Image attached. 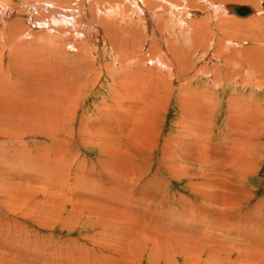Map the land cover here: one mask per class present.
I'll return each instance as SVG.
<instances>
[{"label":"bare ground","instance_id":"obj_1","mask_svg":"<svg viewBox=\"0 0 264 264\" xmlns=\"http://www.w3.org/2000/svg\"><path fill=\"white\" fill-rule=\"evenodd\" d=\"M49 1H52L53 3L40 4L38 2L41 8H47L50 6L53 8H49L51 9L50 11L33 20L29 16V10H32V6L29 3L24 4L23 6L19 5L16 8L14 5H11L10 0H0V26H2V28H0V36L8 35V41H10V46L7 47L8 61L5 62L2 59L0 60V69L2 70L0 73V122L8 123L4 124L7 125V128L13 121L12 124L15 122L20 125L31 124V126L37 125L50 129L51 131L59 130L62 132L60 128L62 126L65 128L62 123L63 117L67 115L68 118L72 120L73 124L77 111L81 103L84 101V97L88 95H86L85 91L84 93L81 92L80 85L77 87L78 80H76V78H74L76 80V86L74 84L75 82L73 83L70 81L71 78L69 80V77L71 76L68 74L72 69L68 74L64 72L65 70H62L63 66V68L68 71V66L64 67L66 62L63 64L62 61L64 57L60 60L62 62H60V64L63 65H61V67L55 66L52 63L54 62L53 60L56 55L50 54L52 57L54 55L52 61H50L52 57L49 60L48 58L46 59L45 56L47 55H45L44 52L45 47H50L51 49V47L57 46L58 48L60 47V43L58 42H62L64 45V42H68L72 38V44L68 42L66 48L71 45L73 48L79 46V51L77 53L76 51H71L76 53V55H79V61L85 64V67L82 65V68L88 69V73L97 80L96 82L101 80L102 73L107 75L106 70L112 73L111 86L108 92V98L111 100V104L106 103L104 106L101 105L99 108L96 107L97 113L96 118L94 119L95 123H90L89 126L81 124L77 129L79 131H76L78 139L84 143V145H87V143L90 142L99 146L101 148L100 152H102V156H106L107 159L97 160L96 163L99 164L101 168L100 171L97 170V173L99 174H94L96 177L89 176L83 182L87 184L85 190H87L88 193L84 190L85 193L92 195L89 196V199L91 198L92 202H89L87 198V200L84 198L82 201L79 198H76V200L72 199L71 218L74 225L79 224L89 229L97 226V229H99L95 235L98 239L97 242L111 245L113 248L111 250L107 249L99 251L101 253L94 250L92 252L88 249L83 251L78 250L76 253H70L66 255V257L64 256L63 264H155V256L159 255L162 261L164 258L172 257L170 256L171 251H181L183 254L185 253L184 255H186L188 260L190 259L189 255H194L191 257L194 260H190L191 262L189 264H264V229L259 231V233L258 230L256 232V227L258 229L256 220L259 219L254 220L250 217L252 214H258L255 211L258 209L257 206L254 205L253 209L255 210L251 211V214L245 220H242L241 218V221H239V219L235 220V218H238L235 217V215H233L235 218L229 217L230 215H228V217L223 215L233 207L236 209L243 204V201L234 202V178H237L238 180L241 178V181L248 172H251L249 171V168L252 166V163L250 166L249 162H247L249 164L245 161H243L244 163H241L242 161L240 162V160H243L241 159V157H243V150L241 152L239 146L245 145L248 152H250V150L254 151L253 148L257 144L256 139L261 137L264 131V109L262 108V105L257 103L246 102L245 104L243 102L242 104L238 103L235 105L234 98L231 99L227 105L226 116L224 119V122L227 124L228 132L225 135L222 145L218 144V146H214L215 143L213 142V139L215 134L213 135L212 133L214 132V128L212 130L211 128L214 126L216 113L218 111L214 104L217 100L214 98H217V95L215 94L216 96H214V94H212L213 90L210 89L209 93H205L203 90L201 92L197 90H189L187 83L196 76H188L189 74L186 75L187 72L185 73L183 72L184 70L181 69L182 66L180 64H183L184 54L187 52L185 49L186 47L175 46L172 41H175L176 39H168L174 30V33L177 35L176 38H189L188 47L190 46V50L197 51V49H199L198 51H200V48H203L202 51H206V49L210 47H206V44L210 43L214 38H212V32L221 25L224 26V24H226L225 27H227V25H230L231 27V30L227 28L230 30V32L226 31L227 35L223 33L227 39L229 38V40H227L229 43L234 40V36L232 37L229 35H234V26L238 25L236 27L238 29L244 28L243 31L245 28H249L250 31L257 29L256 32H260V23L264 21V16L262 18L260 17L261 15H258L262 13L259 8L261 0H230L232 2L244 3V5L249 4L250 6H254L253 8L255 10L251 8L252 14L250 15L252 17L248 15L245 18H250L247 20L244 19L245 21L240 22L229 17V14L231 13L228 11L227 5H224V3L229 0H120V4L118 0H111L112 2L114 1L113 4L112 2H108V0H97L96 2L92 1L90 3V6L92 5L94 10L91 8L89 11L93 10L92 14L90 12L91 18L93 19V22L102 26V30L96 24H91V28L93 27L94 30L92 31L90 29L91 33L89 35L86 31H82L86 34L84 36H81L79 32L73 30L72 32L68 30L61 31L60 35L58 34V31V33L56 31L54 32L55 29L44 31L38 30L37 32L35 31L36 33L34 32L35 34H32L31 32L33 35L31 41H19L20 38L27 35L29 36L31 28L36 29L40 27L41 29L40 25H42V29H46L47 27L45 26L47 24L63 19L65 20L67 18L66 16L62 17L59 16V14H53V10L57 6L68 9L72 7V4L74 5V2L77 3L78 0ZM31 2L35 3V0ZM2 3L7 5H3ZM108 4H110L111 7H108ZM127 5L131 7V10L129 9V11H127L128 8H130ZM199 5H202L203 9H200ZM76 8H74L76 11L81 9L77 10ZM192 9H199L202 11V16L191 17L193 16L192 14L198 15L199 13L197 10L193 12ZM84 15V13L81 14L82 21L80 20L83 23ZM225 15L228 16L230 22H226L227 19L225 22H222L220 17ZM183 16L194 19L205 18V20L192 19V21L188 23L190 25L188 28L190 29H187L189 31H186L181 22ZM9 18H12L10 24L8 23ZM66 20L70 21L68 18ZM21 23H23L24 26H22ZM115 23H119L122 26H119L120 28L118 27V29L115 30ZM144 30L145 33H143ZM104 35L106 37H104ZM252 36L253 35H251V37ZM82 37L83 39L86 38L83 42L84 45L76 46V44H73L74 39L80 41ZM179 42L180 41L177 42L176 40L175 43ZM216 43H218V39ZM220 43L217 44L218 46L215 48L216 53H213L214 55H206V58L210 57L211 60L213 59L211 58L213 55L216 60H220L222 59L220 56L225 55L226 57L223 60H220L222 65L219 64L223 66L224 72L217 67L218 65L211 68L209 67L210 69L206 67L202 70L207 77L211 78V81L208 80L210 81L208 82L210 83L208 85L209 87L214 85L213 89L217 88L215 85L220 84V79L223 80L226 78L228 70L225 66H228V69H231L229 65L231 66L232 64L233 66L234 63H238L236 58L238 56H235L237 55L236 49L233 48L228 51V53H224L223 51L225 50L224 47H226V44L225 46H222L221 44L223 42ZM257 43L259 44L260 42L258 41ZM98 44L104 46L106 57L107 55L112 57L113 62L111 65L102 62V64L100 62L96 63L93 61L92 51ZM182 44L183 43L180 45ZM258 44L257 46L254 45L243 49L242 53L247 55H245L247 61L245 62V65L241 67L244 76L238 74L245 78L247 77L248 79V81H240L242 85L247 84L253 88L255 86L256 88H264V43L259 44V46ZM0 48V55L2 56L6 47L0 45ZM260 49L263 51L259 52L258 50ZM53 52L52 50L50 51V53ZM65 52L66 50L62 54ZM188 52L189 54L191 53L189 50ZM46 54L50 56L49 52ZM228 54H232V56H229ZM194 56L196 55L194 54L193 57ZM57 57L59 56L57 55ZM56 62L57 61L54 63ZM75 63L76 66L79 64L77 62ZM71 64L73 63L71 62ZM236 64L233 67H237L238 69V66L240 65L236 66ZM147 65H150V67L147 68ZM188 65L190 66V64ZM74 71L76 72V69L71 71V74ZM233 71H236V69ZM234 74L235 73L233 72V74L229 76L231 77V80L228 82L234 83ZM199 75H201V73ZM73 76L74 75H72V79ZM109 76L111 75L109 74ZM236 77L235 79L237 81ZM180 78H186V80H181L183 84L178 85V90H176L173 87V80ZM90 80L92 81L93 78ZM85 82L86 80L84 83ZM27 84H30V87H28ZM252 84H255V86ZM186 87L188 90L185 92L181 91V88L185 89ZM175 90L180 91V97L177 101L180 120L177 122V126L180 130H186L184 133L187 132L188 135L182 137L183 140H177L175 143V139L172 141L175 145L179 144V146H183H180V149L182 150L176 148L175 150H172L165 146L166 148L162 150L160 166L166 170V173L171 174L175 178L180 179L182 177L183 179L186 178L188 181L187 189L188 192L193 195L192 200L195 201L194 204L197 208L196 215L190 213L188 214L189 216H184L182 214L181 217L184 219V223L180 220L178 221L179 223H174L172 222V218L169 220L166 219L167 221H165L164 218V221L159 219V216H163L165 210L164 206L167 205L169 200L165 197V194L162 195L160 190L150 193V188L152 187L148 188V182L143 183L142 181L146 176L147 169L144 171V168L142 169L139 165L138 167L134 164L133 166L131 165L133 162L138 163L142 160L147 161L153 157L152 152L157 149V145L159 146V134L154 136L155 138L150 140L151 143H149L148 139L150 136L148 137L147 133L149 127H152L149 123L150 121H155L156 118L158 120L157 116L159 114L167 112L170 103L169 100L171 98L170 96H173L172 93L175 92ZM240 98H242V96ZM105 100L107 99L105 98ZM33 101H38L39 105H35ZM1 102L4 103V107H1ZM61 117L62 125L58 128ZM234 117L236 118L235 123ZM18 125L16 124V126ZM6 127L4 126V128ZM13 130L16 129H12L11 132ZM73 131H75L73 127L72 129L67 130V132L72 134V138L74 136ZM234 133L237 137L235 139ZM146 136L148 139H146ZM54 137H56L55 134ZM217 137L219 136L216 135L215 140ZM57 138L60 137L57 136ZM58 140L56 139V141ZM58 143L59 142H57V144ZM171 144L172 143H170V145ZM123 155H125L132 163L128 164L127 161H121V157L124 159ZM246 155H248V153ZM58 157V160L56 158L54 159L51 167L45 168L43 166L45 169L42 170H50L52 176L53 174L57 176V172L59 171L62 162H60V157ZM104 158L105 157H103V159ZM43 162L40 163L45 165ZM235 163L237 166L234 165ZM36 164H39V162ZM112 165L113 170H110ZM122 165L127 169L124 170ZM107 172L111 174L121 173L122 175H125L126 180L125 182L121 181L119 185L115 183V180L112 182L110 179H107L105 176ZM77 173H79L78 168L72 172V181H74L75 177H78ZM46 176L48 175L46 174ZM149 179L150 178L148 177V180ZM190 179L196 181L190 182ZM81 180H83V178L80 179V181ZM90 183L93 184V190L89 188ZM19 184L16 185L11 183L7 186L6 184L0 183L1 194H3L7 188L9 192L11 188L16 191L13 192L15 195L4 199L5 202L4 200L0 201V206L3 210L5 209L7 212L14 210L16 213L22 211L21 215H24L25 212L26 217L31 216V218L37 219L41 224H43L44 220L52 221L57 218L58 211H62L60 207H57L54 203V201H56L55 198H58V196L53 195V200L48 204L46 202L45 204L41 200L37 203H33V200H30L32 204H28L29 200L23 196V191L27 190L23 187L20 189L21 194L18 193L20 187ZM151 184L154 185L155 182H149V186ZM134 185H137L136 188L133 187ZM73 186H70L72 190L76 187ZM162 188L163 186L159 187V189ZM148 192L149 195L147 194ZM5 194L6 193H4V195ZM66 200L67 199H65V202ZM185 200L187 201V199H184L183 203L186 202ZM197 201H200V203L197 204ZM189 202L188 205L190 206ZM43 203L44 205H42ZM157 207L159 210H155ZM139 209L144 212L145 216L150 218L149 221H147L148 223H143L144 221L142 222L135 218L133 216L135 214H129L130 212L137 213ZM183 209H185V207ZM154 215H157L158 217L157 223L153 222ZM236 224L238 229H235L234 227ZM180 225H183L186 230L192 226L191 233L182 232ZM199 232H208L209 234L205 235L203 233L201 236H198ZM210 233H216L219 237ZM239 242L242 243L240 244ZM198 243L210 245L207 254H205L206 257L205 255L203 256L200 254L199 251L202 247H198ZM185 244L188 245V247ZM13 260L1 258L0 264L23 263L15 262ZM23 260H25V257ZM29 262L33 264L46 263H44V261L42 263L40 261L32 262L31 259Z\"/></svg>","mask_w":264,"mask_h":264},{"label":"rangeland","instance_id":"obj_2","mask_svg":"<svg viewBox=\"0 0 264 264\" xmlns=\"http://www.w3.org/2000/svg\"><path fill=\"white\" fill-rule=\"evenodd\" d=\"M31 1H33V0H31ZM31 1L30 0H10L11 5H14L16 8L19 5L23 6L24 4L29 3L32 6V10H29V12H30L29 16L33 20L37 19V17H41L42 14H45L48 11H50L51 9H49V8H53L51 6L47 7V8L44 6L45 8H41V6H39V4H38V2L40 4L41 3L52 4L53 2L49 1V0H35V3L31 2ZM92 1L96 2L97 0H78L77 3L74 2V5L72 4V7L68 8V9H64L61 6H57L53 10V14H59V16H62V17L66 16L70 21L66 20L67 19L66 18L65 20L63 19V20H60L57 22L47 24L45 26V27H47L46 29H42L43 28L42 25H40L41 29H40V27H38L36 29L31 28V30L29 32V36L28 35L24 36V37L20 38L19 41H24V40L31 41V39L33 37L32 34L35 31L37 32L38 30L44 31V30H52V29L54 30L55 29L54 32L58 31L59 33L58 32L57 33L59 35L61 34L60 33L61 31H67L68 30V31L72 32V30H73V31L79 32V34L81 36L86 35L84 32H82V31H86V33H88V35H89L91 33V30L92 31L94 30L93 27L91 28V26H92L91 24H96L95 22H93V19L91 18L92 11L94 10L93 6L92 5L90 6V3ZM118 1L120 4V0H118ZM108 2H112V1L108 0ZM231 2L232 1H230V0L226 1L225 2L226 4L224 3V5H228V4H230V5L234 4V5H240V6L244 5V3H239V2L238 3L237 2L231 3ZM113 3H114V1L112 2V4ZM115 3L118 4L117 2H115ZM262 3H264V0L260 1V7L259 8L261 9L262 13L258 14V15H261L260 17L263 18L264 13H263L262 6H261ZM2 4L7 5L4 3H2ZM110 4H108V7H111ZM125 5H126V3H125ZM244 6L250 7L253 10H255L253 8L254 6H252V5H251L252 7L249 4H245ZM76 7H78V8H76ZM128 7H130V6H128ZM199 7H200V9H203L202 5H199ZM74 8H76L77 10L80 8L81 9L76 11ZM91 8L93 10L89 11V10H91ZM129 9L131 10V7L128 8L127 11H129ZM196 10L199 12L198 15L192 14L193 16H191V17H201L202 16V14H201L202 11H200L199 9H195V10L192 9L193 12ZM81 12H83L85 14L83 17L84 23L81 22L82 21L81 20V14H83ZM90 12H91V14H90ZM191 17L189 18L187 16H183V19H181L183 27L186 29V31H189V30H187V29H190V28H188L190 26L188 23H190L192 21V19L193 20H196V19L197 20H201V19L205 20V18L194 19ZM222 17H220L222 22L223 21L225 22L226 19H227L226 22H230L227 15L222 16ZM229 17L240 22V21H245L252 16L250 15V17H247V18H245V17L244 18H238V17H235L234 15L229 14ZM11 21H12V18H9L8 23L10 24ZM21 24H22V26H24L23 23H21ZM79 24H80V27H79ZM96 25L98 27H100L102 30L101 25H99L98 23ZM114 25H115L114 26L115 30H117L119 26L120 27L122 26L119 23H115ZM225 25L226 24H224V26L221 25L219 28L214 29L215 31L212 32V38L213 37L214 38H213V40H211L212 42L210 41V43H212V44L207 43L206 47H208V46H210V47H208L206 49V51L203 50L206 53H204L202 51L203 48L202 49L200 48V51H198L199 49H197L198 52L190 50L189 49L190 46L188 47V45H189L188 39L189 38H187V37H182L180 39L176 38L177 35L174 33L173 29H172L173 31L171 33V36H169V38H168L170 40L176 39L177 42L180 41L179 43H175L176 40L172 41V42H173V44H175V46H178V47L185 46L186 47L185 49L187 50V52H188V50L191 52L190 54L188 52L187 55H186L187 52L184 54L183 60L185 61L186 64L184 63V61L182 62L183 64H180L182 66L181 69L184 70L183 72H185V73L187 72L186 75L189 74L188 76H194V77L196 76L189 83H187L189 90H191V91L197 90L199 92H201L203 90L205 93H209L210 90H213L212 94H214V96L217 95L216 96L217 98H214L215 100L217 99L214 102V104L216 105V108L218 109V111L216 113V120H215L214 126H212L211 130L214 128V130H213L214 132H212L213 135L215 134L214 135L215 137H216V135H218L219 137H217L216 140L214 137V139H213L214 140L213 142L215 143L214 146H218V144L222 145V143L224 142L225 135L228 132L227 124H226V122H224V119L226 116L227 105H228L229 101H231V99L234 98V104L235 105L238 103L242 104L243 102L245 104H246V102L247 103H254V104L257 103L259 105H262V108L264 109V88L259 87L261 89L260 90L259 88H256L255 84H252L253 86H255L254 88H256V89H254L253 87H251L247 84L246 85L241 84V82L244 80L248 81L247 77L246 78L243 77L244 76L242 74L243 71L241 70V67L244 66L245 62L247 61L246 60L247 55L245 53L243 54L242 51L246 47L248 48V47H251L254 45L257 46L258 41L260 42L259 44L264 43L263 42L264 41V33H263L264 32V21L260 23V32H256L257 29H253L250 31L249 28H245V30L243 31L244 28L238 29V28H236L238 25L234 26V35L229 34L232 37L234 36V38H233L234 40H232V42H230V43H229V41H227V40H229V38L227 39L225 37V35H227L226 31L230 32L231 27H230V25H227V27H225ZM0 28H2V26H0ZM227 28H229L230 30ZM31 32H32V34H31ZM81 33H83V34H81ZM95 33H96V31H95ZM143 33H145V30L143 31ZM220 33L221 34L224 33L225 35L224 34L221 35ZM250 34L253 35L254 37L252 36L253 37L252 38ZM259 35H260V37H259ZM262 35H263V37H262ZM6 36H0V45L6 47L4 49V52L2 53V56L0 55V60L2 59L5 62L8 61V59H7L8 48L7 47L10 46V41H8L9 40L8 35H6ZM246 36H248V37H246ZM104 37H106V36L104 35ZM259 38H260V40H259ZM217 39H218V43H216ZM84 40H86V38L83 39V37L80 41H76L74 39L73 44H76V46L77 45H84L83 44ZM224 40H225V42H224ZM61 41H62V39H61ZM208 41H209V39H208ZM219 41L221 43L222 42L223 43L221 44ZM261 41H262V43H261ZM68 42L71 43L72 38ZM68 42H64V45L62 42H58V43H60L59 44L60 47H58L60 49H58L57 46H53V47H51V49H50V47L49 48L45 47L44 52H45V55H47V56H48V54H46V53H48V52H49V55L50 54L56 55L55 56L56 59L54 58L53 61L54 62L57 61V62L52 63L55 66L61 67V65H63L64 62H66L64 64V67H67V66L70 67L72 65L70 68L67 67L68 71H66V69H64L62 66V70L63 71L65 70L64 72H66L68 74V72L71 69H72L71 71L76 69V72L75 71L73 72L74 74L73 73L71 74V71L69 72L68 75H70L71 77H69L68 75L67 76L69 77V80L71 78L70 81H72L73 83L76 80H78L77 81V87L80 85L81 92L84 93V91H85L86 95H88V96H85L86 98L84 97V99H83L84 101L81 103V105L77 111V115L74 118L73 124H72V120H70L67 115H65L63 117V122H62V117H61L60 122L58 124V128L60 127V125H62L61 122L65 126V128L63 126L60 128L62 132H60L59 130L51 131L50 129L43 128V127L37 126V125L31 126V124H27V125L21 124L20 125L17 122L12 124L13 121L11 122V124L9 123L10 126L8 125V128H7L6 127L7 125H4V124H8V123L0 122V145H1L0 146V183L6 184L7 186L10 185L11 183H14L16 185H18L20 183L18 193L21 194L20 189L23 187L27 190V191L24 190L23 191L24 195L23 194L22 195L27 200H29L28 204H32L30 200H33V203H37L39 200H41L44 203L46 202L48 204L50 201L53 200L54 196H58V198H55L56 201H54V203L56 204L57 207H60V209L63 212L58 211V216L55 220H52V221L44 220L43 224H41L37 219L31 218V216L26 217L25 212H24V215H21L22 211L17 212L18 213L17 214L16 212H14V210H12L13 212L8 210L10 212L9 213L5 209L3 210V208L0 206V209H1L0 210V261H1V258H6L7 260H9V259L13 260L14 258H16L17 260L14 259L13 261L19 262V263L23 262L24 264H26V262H27V264H29L30 259L32 262L40 261L42 263L44 261V263L46 262L45 264H63L64 256L66 257V255H68L70 253H76L78 250L83 251L85 249H88V250H91L92 252H93V250L96 252H99V251H103V250H107V249L111 250L113 248L111 245H107V244H103L101 242H97L98 239H97V236H95L97 230H99V229H97V226L89 229V228L84 227V226L79 225V224L74 225L72 223V218H71L72 217V199L76 200V198H79L82 201V199L87 198L89 202H92V199L91 198L89 199V196H92V195L85 193V191L88 193V191L85 190V187H87V184L83 183V182L89 176H95V175L99 174V173H97V170L100 171L101 168H100L99 164L96 163L97 160L99 161V160L107 159L106 156H104V155L102 156V154H101L102 152H100L101 148L99 146L94 145L93 143H90V142H88L89 144L87 143V145L86 144L84 145V143H82L78 139V135L76 134V131H79L77 129L79 128V125H81V124H85L87 126H89L90 123L94 124L95 123L94 119L96 118L97 108H99L101 105H103V106H104V104L106 105V103L111 104V100H109V98H108V92H109V89L111 86L112 73H110L108 70H106L107 75H104L102 73L101 80L99 82H96L97 80L93 76H90V74L88 73V69L82 68V65H83V67H85L84 66L85 64L83 62L79 61L80 60L78 58L79 55H76V53L79 51L78 50L79 46L73 48L71 45L69 47L67 46L68 48H66V44ZM253 42H255L256 44ZM181 43H183L184 45L183 44L180 45ZM219 43L222 46H225V44H226V47H224L225 50L223 51L224 53H226V52L228 53V51L232 50L233 48L236 49L237 55H235V56H238V57H236L238 63L237 64L234 63L233 66H235V64H236V66L240 65V66H238L240 69L239 68L237 69V67L236 68L233 67L232 64H231V66L229 65V67H231V69H228V66H225V67H227V70H228V71L225 70V71H227L226 78L223 80L220 79L221 80L220 84L215 85V87L217 86V88L213 89L214 85H212L210 87L208 85V84H210L208 82L211 81V78L207 77L205 72L202 70L205 69L206 67L211 68L213 66L218 65L217 67L221 71L224 72V68H223V66H221L222 64H221L220 60H223L226 56L225 55L220 56L222 58L220 60L219 59L216 60L213 57V55L216 53L215 48H216V46H218L217 44H219ZM238 44H239V46H238ZM259 44H258V46H259ZM209 48H210V50H209ZM94 49H95V51H94ZM0 50H1V48H0ZM51 50H52V52L53 51L54 52L50 53ZM65 50H66V52L64 54H62ZM71 50H73L74 52L76 51V53H73ZM104 51H105V48H104V46H102V44L96 45L92 51L93 61L96 63L102 62L104 64L111 65L113 62L112 57H109L108 55L106 57V52H104ZM258 51L262 52L263 50L261 51V49H260ZM193 53L196 56L193 57V55H194ZM200 54H203L204 56L200 55ZM209 54H213L211 57L213 59L210 60V57L206 58V55H209ZM54 55H53V57H54ZM57 55L60 58L57 57ZM228 55L232 56V54H228ZM47 56H45V57H46V59L48 58V60L52 57V55H50L48 57ZM53 57L50 59V61H52ZM63 57H64V59H63ZM191 57H193V58H191ZM242 59H245V60H242ZM60 60L63 61V64H60V62H61ZM71 60H73V61H71ZM213 60L216 62H214ZM71 62L73 64H71ZM75 62L79 63V64H77L78 67L76 66ZM87 62H86V65H87ZM188 64H190V66ZM219 64H221V65H219ZM199 65H201L202 67ZM149 67H150V65H147V68H149ZM220 67H222V68H220ZM234 68L236 69V71H233V70H235ZM81 69L82 70L84 69V70L82 71ZM193 71H194V73H193ZM1 72H2V70L0 71V73ZM79 72H81L83 74H81ZM233 72L235 73L234 74V80L235 81H234V83L228 82L231 80V77H229V76L231 74H233ZM200 73H201V75H199ZM238 73L242 74L243 76L242 75L240 76ZM109 74L111 76H109ZM194 74H196V75H194ZM228 74H229V76H228ZM72 75H74L73 79H72ZM198 76H200V77H198ZM91 77L93 78V80H92L93 82L90 80V79H92ZM235 77L237 78V81H236ZM74 78H76V80ZM84 79L86 80L85 83H84V81H85ZM240 79H242V80H240ZM181 80L184 81V80H186V78H184V79L180 78V79L173 80L174 81L173 87L176 90H178L177 89L178 85L183 84V82ZM208 80H210V81H208ZM81 83L82 84L84 83V84L82 85ZM92 83H94V84H92ZM74 84L76 86V82ZM87 84H89V85H87ZM90 84H92V85H90ZM189 85H191V86H189ZM27 86L30 87V84L29 85L27 84ZM184 86H186V85H184ZM188 88L187 87L185 89L181 88V91L185 92L186 90H188ZM207 89H208V91H207ZM176 90H175V92L172 93L173 96H170L171 97L169 100L170 103L168 105L170 108L168 107L167 112L163 113V114H159L160 116L159 115L157 116L158 120L156 118V120L153 121L154 123L151 121L149 123L152 125V127L151 126L149 127V130L147 133L148 137L150 136L149 139L146 136V139L149 140V143H151L150 140H153L155 138L154 136H157V134H159V139H158L159 140V146L157 145V149H155L152 152L153 157H151V159H148L147 161L142 160L141 162H138V163H136V162L132 163L131 161H129L127 159V157L125 155H123L124 159H122V157H121V161H124V162L127 161L128 164L132 163L131 164L132 166H133V164L137 167L139 165V166H141L142 169L144 168V171L147 169L146 170L147 171L146 176L142 181H143V183L148 182V188L152 187V188H150L151 189L150 193H153L155 191L157 192V190H160L162 195L165 194V197L169 200V202L167 203L166 206H164L165 210H164L163 216L162 217L159 216V219L161 221L162 220L164 221V219H165V221H167L170 218H172V222H174V223L175 222L179 223L178 222L179 220L182 223H184L183 222L184 219H182V217H181L182 214L184 216H189L188 214H190V213L196 215V208H197L196 205L194 204L195 201L192 200L193 195L188 192V189H187L188 181L186 178L183 179L182 177L180 179L175 178L171 174L166 173V170L161 168V166H160V163H161L160 158L162 157L161 156L162 150H164L166 147L171 148L172 150H175V148L182 150V149H180L181 145L180 146H179V144L175 145L174 143L177 142V140L178 141L183 140L182 137H185L186 135H188L187 132L184 133L186 130H183V129L180 130L177 126V122L180 120V116H179L180 112L178 109V102H177L179 100L178 98L180 97V91H176ZM241 96H242V98H240ZM237 97H238V99H237ZM251 97H253V98H251ZM105 98L107 100H105ZM243 99H245V100H243ZM1 103H2L1 107H4V103L3 102H1ZM33 103L35 105H39L38 101H33ZM234 109H235V107H234ZM85 117L87 120L85 119ZM236 118H237V116H236ZM236 118L234 119V123H235ZM16 124L17 125L19 124V125L16 126ZM11 125H13V126H11ZM1 126H3V127H1ZM4 126L6 128H4ZM72 127L75 130V131H73V133H74L73 138L74 139L72 138V134H70V132H67V130L72 129ZM8 129H10V130H8ZM12 129H16L17 131L13 130L11 132ZM8 131H10V132H8ZM181 131H183V132H181ZM54 134L56 137H54ZM151 134H152V136H151ZM29 135H32V136H29ZM57 136L60 138H57ZM178 137H180V138H178ZM235 138H237V137L234 133V139ZM56 139L57 140L59 139L60 141L59 140L56 141ZM174 139H175V141H174ZM172 141H174V143ZM256 141H257V144L253 148L254 151L250 150V152H248L245 145L239 146L241 148V150L238 148L241 152L243 150V152H242L243 157H241V159H243V160H240V162L241 161H242L241 163H244L243 161H245L246 163L249 162L250 166L252 163V166L250 167L251 169L249 168V171H251V172H248V174H246V176L244 178H242L241 181H240L241 178H239V180L237 178H234V199H235L234 202L235 201H243V204H242V206H240L236 209H234V207H233L231 210H228V212L226 214H223V215L224 216L226 215L227 217H228V215H230L229 217H232V218L238 217L237 219L235 218V220L239 219V221H241L240 218L242 220H245L251 214V211L255 210V209H253V207H254V205H256L258 209L255 211L258 214H254V215L252 214V215H250V217H251V219H254V220L259 219V220H256L257 221L256 223L258 224V229L256 227V232L258 230V233H259V231L264 229L263 228L264 227L263 226L264 225V131H263L261 137H258V139H256ZM57 142H59V143L57 144ZM79 142H80V144H79ZM170 143H172V144L170 145ZM90 145H92V146H90ZM96 147H98L99 149ZM181 147H183V146H181ZM59 148H61V149H59ZM247 153H248V155H246ZM56 156L57 157L59 156L60 158L59 157L58 158L60 159V162L61 161L62 162L60 164L59 171L57 172V176L55 174H53V176H52L50 170H48V171H46V170L43 171V170L46 167L47 168L51 167V164H52V162H54V159L55 158L57 159ZM103 157H105V158L103 159ZM39 160H41V161H39ZM43 160H44V162H43ZM38 162H39V164H36ZM40 162H43L45 165L41 164ZM249 163H247V164H249ZM141 164H143V165H141ZM105 165H106V163H105ZM234 165L237 166L236 163ZM43 166L45 168H43ZM61 166H63V167H61ZM132 166H130V167H132ZM145 166H146V168H145ZM159 166H160L161 170H160ZM124 167L125 166L122 165V168L124 170H126L127 168H124ZM137 167H136V170H137ZM76 168H78V170H79V173H77L78 177H75L74 181H72V179H71L73 177L72 172ZM41 170L43 171V174H42ZM110 170H113V165H112V167H110ZM85 172H86V174H85ZM155 172H158V173H155ZM46 174L48 176H46ZM68 174H70V175H68ZM50 175H51V177H50ZM64 176H66V177H64ZM105 176L107 177V179H110V181H112V182H114V180H115V183H117L119 185H120L121 181L125 182V180H126L125 175H122L121 173L111 174V173L107 172V174ZM49 177H50V179H49ZM148 177L150 178L149 180H148ZM82 178H83V180L80 181V179H82ZM189 181L195 182L196 180L190 179ZM92 182H95V181H92ZM149 182H155V184L154 185L151 184L149 186ZM71 184L76 186L75 188H73V190H72V188H70V186L71 187L73 186ZM57 185H59V186H57ZM161 185L163 186V188L159 189V187H162ZM136 186L137 185H134L133 187L136 188ZM89 188L93 190V184L92 183L89 184ZM152 189H154V190H152ZM7 190H8V188H7ZM7 190L4 192V193H6L5 195H4V193L1 194L2 191L0 190V201L6 199L9 196L15 195V193H13V192H16V191L12 190V188H11L12 191L10 190V192H9V190L8 191ZM81 194H83V195H81ZM147 194L149 195V192ZM64 198L67 199L68 201L66 200V202H65ZM184 199H187V201L185 200L186 202L183 203ZM4 202H5V200H4ZM83 202H84V200H83ZM188 202L190 203V206L188 205ZM44 203L42 205H44ZM64 203H66V204H64ZM199 203H200V201H197V204H199ZM184 207L186 210L183 209ZM189 208H191V209H189ZM155 210H159V208L157 207ZM140 211H142V210L139 209L137 213L130 212L129 214H131V215L135 214V215H133L135 218H137L138 220H140L142 222L144 221L143 223H148L147 221H149L150 218L145 216L143 211L142 212H140ZM153 212H154V210H153ZM233 215H235V217H233ZM235 220H234V222H235ZM157 221H158V217H157V215H154L153 222L157 223ZM182 223H180V224H182ZM191 227L188 230H186L183 225H180V229H182L181 230L182 232H190L191 233V231H192ZM234 227H235V229H238L237 224ZM203 233L205 235L209 234L208 232H199L198 236H201ZM180 234H182V233H180ZM210 234L217 235L216 233H210ZM174 235L177 236L176 234H174ZM187 235H190V234H187ZM94 236H95V238H94ZM217 237H219V236L217 235ZM92 239H94V240H92ZM166 240H168V239H166ZM172 243H173V240H172ZM239 243L241 244L242 242H239ZM186 246L188 247V245H186ZM197 246L202 247L199 252L203 256L205 254H207V252L210 248V245L201 244V243H198ZM204 250H206V251H204ZM99 253H101V252H99ZM170 253H171L170 256H172V257L164 258V259H162V261H161L159 255L155 256L154 257L155 264H189L191 262L190 260H194L193 258H191L192 256H194L192 254L189 255L190 259L188 260L186 255H184L185 253L183 254L181 251L180 252L171 251ZM193 253L196 254L195 252H193ZM178 254H179V257H178ZM11 257H12V259H11ZM24 257H25V260H23ZM182 257H183V259H182ZM205 257H206V255H205ZM205 257H203V258H205ZM19 258H21V259H19ZM155 260L157 261V263ZM30 264H33V263H30Z\"/></svg>","mask_w":264,"mask_h":264},{"label":"water","instance_id":"obj_3","mask_svg":"<svg viewBox=\"0 0 264 264\" xmlns=\"http://www.w3.org/2000/svg\"><path fill=\"white\" fill-rule=\"evenodd\" d=\"M227 9L232 15L237 17H246L252 14V9L247 6H240V5H227ZM262 10L264 11V3H262Z\"/></svg>","mask_w":264,"mask_h":264}]
</instances>
